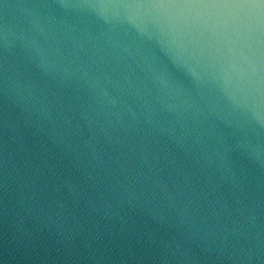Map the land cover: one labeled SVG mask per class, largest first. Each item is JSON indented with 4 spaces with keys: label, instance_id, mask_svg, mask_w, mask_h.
<instances>
[{
    "label": "water",
    "instance_id": "95a60500",
    "mask_svg": "<svg viewBox=\"0 0 264 264\" xmlns=\"http://www.w3.org/2000/svg\"><path fill=\"white\" fill-rule=\"evenodd\" d=\"M0 264H264V0H0Z\"/></svg>",
    "mask_w": 264,
    "mask_h": 264
}]
</instances>
